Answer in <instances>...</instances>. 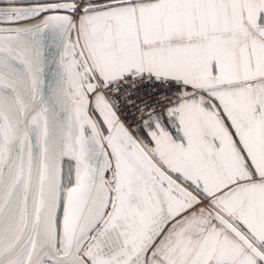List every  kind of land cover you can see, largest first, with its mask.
Returning <instances> with one entry per match:
<instances>
[{
	"label": "snow or ice",
	"instance_id": "snow-or-ice-1",
	"mask_svg": "<svg viewBox=\"0 0 264 264\" xmlns=\"http://www.w3.org/2000/svg\"><path fill=\"white\" fill-rule=\"evenodd\" d=\"M0 264H264V0H0Z\"/></svg>",
	"mask_w": 264,
	"mask_h": 264
}]
</instances>
